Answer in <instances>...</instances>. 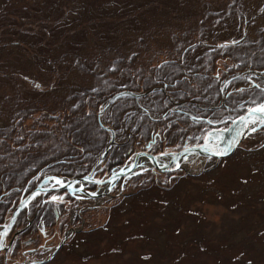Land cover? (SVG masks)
Returning a JSON list of instances; mask_svg holds the SVG:
<instances>
[{"label": "rangeland", "instance_id": "374dc122", "mask_svg": "<svg viewBox=\"0 0 264 264\" xmlns=\"http://www.w3.org/2000/svg\"><path fill=\"white\" fill-rule=\"evenodd\" d=\"M262 8L264 0H0V167L10 156H15L10 152L19 146L17 161L22 158L29 140L23 139L25 134L18 136L17 130L26 129V134L31 135V131L38 129L32 120L34 115L47 120L46 116L53 118L62 114L58 117L64 121L60 124V136L71 127L74 129L73 125L81 123L85 116L87 123L75 129L69 142L58 143L57 148L54 142L50 145L42 141L44 135L33 134L36 146H40L41 141L47 147L51 146L49 157L53 166L72 163L78 155L94 154L101 158L105 153V159L120 154L115 168L119 167L130 154L123 153L121 147H137L140 142H134L125 132L115 131L120 143H111L114 138L109 140L110 133L106 134L101 129L104 125L99 124V121L107 125L110 122L95 116V112L104 109L100 105L110 98L106 96L105 101L98 103L97 96L88 92L93 91L89 86L96 81L98 93L113 88L109 95L119 91L120 87L113 85L119 81L117 76L123 73L141 74L145 69L153 71L155 68L172 75V71H178L170 78H161L168 84L180 78L182 71L189 70L187 67L192 63V70L196 69L199 77L204 75L205 80L202 83L198 78L197 87H184L186 94L182 99L190 102L198 100L199 92L208 98L214 97V100L219 98L215 90L220 78L212 80L217 77L211 72L221 67L228 73H220L219 77L231 74L243 81L242 86L251 91L255 89L261 98L264 80H255L260 87L254 88L253 82L247 81L237 67L243 63H230L235 52L224 51L225 46L220 40L229 42L232 34L243 36V32L252 50L245 49L251 51L248 56H253V52L264 47V16L261 18L258 12ZM252 18L256 19L254 23H250ZM240 24L245 26L244 31ZM234 48L236 46L229 49ZM207 57L209 63L203 66L200 59L206 61ZM254 63L246 60L244 67H252ZM258 65L257 68L264 69V59ZM95 66H111L109 70L113 74L102 73L96 78ZM158 74L150 80L159 78ZM252 75L253 71L249 77L253 78ZM206 79L212 81L208 83ZM109 81L110 85L105 89L103 84ZM240 85L231 82L227 92L236 93L235 88ZM179 86L183 84L178 82L175 87ZM175 87L168 86L167 90ZM75 93L81 95L77 98L81 101L79 106ZM85 96L88 100L84 105ZM135 103L138 102L134 100V94L126 93L118 96L104 112L111 110L118 114L115 122L124 126L128 118L122 116L126 113H132L128 115L131 126L138 120L149 125L175 116L168 108L173 107V103L154 106L144 98L138 104L146 108ZM192 107L200 113L207 111ZM72 110V118L65 123L68 118L65 114ZM215 115L219 124L212 128L226 126L223 114ZM247 115L248 110L237 120L241 122L239 118H247ZM46 124L43 121L39 125L42 128L53 126ZM211 124L213 121L209 126ZM240 127L251 129L244 128L243 123ZM12 133H17V137L12 139ZM65 135L68 140L69 134ZM102 135L104 140L97 142ZM242 135L236 134L237 138ZM145 136V139L157 138L151 129ZM135 137L141 140L137 134ZM242 139L244 141H236L238 144L233 152L216 159L214 165L204 159H200L203 160L200 164L191 155L183 157L177 163L185 166L187 171L177 169L172 174H159L154 177L162 179L159 184L141 181L143 184L138 188L136 184L140 182L130 178L127 183L124 174L109 189L108 195L90 200L89 206L96 207L86 209L92 229L83 230L87 231L84 238L69 246L66 243L52 260L53 248L50 249L47 257L50 256L42 264H264V133H250ZM45 144L41 143L42 150ZM215 150L209 151L215 154ZM43 152L39 159L50 165L48 151ZM142 152L132 150L129 157L140 159L139 155H144ZM140 172L152 176L150 170ZM110 175L108 173L107 177ZM14 176L15 168L8 169L2 180L4 183L0 184L1 198L22 199L17 192L14 194L13 187L16 184L22 186L28 178L20 180V175ZM77 178L83 182L88 176ZM41 182L36 180L32 186ZM43 186L49 185L43 183ZM97 186L92 183L90 191H96ZM114 190L127 195L112 198L110 191ZM42 205L47 209L51 205L50 197L38 196L32 204L33 207ZM4 209L5 206L0 205V225L6 220ZM79 226L75 224L74 229ZM72 232L69 231L66 237ZM40 238L44 239V235ZM29 244L23 243L13 258L25 259L34 255L31 250L21 254L22 247H31Z\"/></svg>", "mask_w": 264, "mask_h": 264}, {"label": "flooded vegetation", "instance_id": "af4514ba", "mask_svg": "<svg viewBox=\"0 0 264 264\" xmlns=\"http://www.w3.org/2000/svg\"><path fill=\"white\" fill-rule=\"evenodd\" d=\"M241 29L243 28V31L245 29V26L241 24ZM243 36H240L237 39H234L235 42L233 45H238L236 48L229 49L228 52H235L233 60L231 62H242L243 65L237 66L238 69L240 67V70L243 72L244 78H246L247 81L253 82L254 88L256 87L255 80L257 79H263L264 80V69L257 68L258 62L262 61L264 59V55L259 57L255 56L258 52L261 54L264 53V47L259 48L256 52H253V56H248V53L252 50L250 46V42L246 34L242 32ZM234 37L237 36V34H233ZM247 48V49H245ZM214 51V50H213ZM207 57V60L204 61L203 59H200L203 61V66L209 63ZM246 60L248 61H255L254 66L252 67H244L246 66ZM192 66H188L187 68H191ZM244 67V68H242ZM194 68V67H193ZM243 69V70H242ZM221 67L216 70V72H211L213 75H216V79L218 78V86L216 87V93L219 94V98L217 100H212L209 98L210 102H208V97H206L202 92L198 93V98L200 96L204 100V103H199L198 101H190L195 102L194 107L202 108L207 111L205 112H197L196 110H190L185 108L187 105L183 104L181 100H178L181 96V91L183 90H167L168 86L176 85L178 82H181L183 84L182 87L188 86V82H190V77H196V82L198 83V78H200V81L203 83L205 80V76L203 73L200 75H203L199 77L198 71L195 69L194 71L188 75L186 73V69L182 71V76L180 78L174 79V81L171 84H167L164 80H162V77H172V73L166 72L163 75L160 73V78L153 81V86L146 88L145 90L137 89L133 90V92L137 95L134 99L136 102H139L140 97H144L149 102L153 103L154 106H164L165 103H173V107L168 106V108L175 114V116L171 119H165L161 122H153L149 125H146V123L142 122L141 120H138L133 126H128L125 135L127 137L132 138L134 142H140V144L137 147H121L123 153H132V150L140 149L143 152L142 153H149V154H164L161 156L160 160L163 161L167 158V153L170 152H176L180 149L186 148L188 146H200V144H203L204 142H207L209 145H204L208 150L217 149V151L223 150L224 147L229 145L233 140L235 141H244V139H238L236 134L242 133L243 137L245 138L248 134L253 133H264V125H256L252 124L253 126H248V128L256 127L257 130L255 132H252L250 130L243 129L240 127L242 125L241 122L237 120V118L245 113L250 107L255 106V104L264 102V92L262 97L260 98V95L255 89L251 91L247 86H242L243 81L239 78L234 77L233 75H227V77H219L218 75L220 73H228ZM253 71V78L249 77L250 72ZM179 80V81H177ZM207 82H211L212 80L206 79ZM184 81L186 84L184 85ZM240 83L242 87L237 86L235 88V92H227L229 89L228 86L231 82ZM175 83V84H174ZM227 85V86H225ZM231 86V85H230ZM134 87V86H132ZM240 89H244V91H240ZM259 89V88H258ZM155 93V95H153ZM242 95H245V97H241ZM256 98V101H254ZM219 101V102H217ZM250 105L249 108L247 106ZM192 107V104H190ZM143 108V107H142ZM183 108V109H182ZM221 111H224L222 113ZM215 114H223L224 122L226 121V126L221 125L219 129L212 128L213 126H216L219 124V118ZM226 115V118H225ZM187 116V119H184V117ZM194 117H198L199 121H194ZM171 120V121H169ZM237 120L238 122L233 124L232 121ZM213 121L214 124H211L209 126L210 122ZM186 122H189L188 124ZM218 123V124H217ZM120 129H125V126L120 124ZM153 130V133L157 138H151V139H145V135L147 133V130ZM225 129H228L225 131ZM237 130H242L241 132H237ZM135 134L140 136L141 140L136 139ZM188 134V136H186ZM164 136V137H163ZM220 136V137H219ZM205 137H207V140H205ZM145 139V140H144ZM217 139V140H215ZM166 140L171 141L169 144H167ZM231 140V141H230ZM120 143V140L117 142V144ZM238 144V143H237ZM235 142L234 149L237 146ZM151 145V147H149ZM20 147V146H19ZM77 149L82 150L81 147L75 146ZM18 148V147H17ZM214 151L215 153L217 152ZM25 151L22 152V158L18 160V163L20 165L27 163L31 165L29 162L30 160H34L35 164L32 167H29L26 172H16L15 171V178L16 176L20 175V180H25L27 178H32L38 180V182H41L43 178H45L41 182V186H43V183L51 182V184L48 186H58L53 182V180L49 181V178L52 176H57V179L59 180H66V184L69 186L71 185L72 189H76L81 181L77 177H81L83 175H86L91 179L93 176V180H90L86 185H83V187L86 190L91 189L92 183L98 184L96 187L99 190H104L106 186V180H107V174L111 173L112 168L116 166L117 161L120 157V154L115 157H108V159H105L98 163L97 158H94L93 155H78V158L72 159V163H67L66 165H54L51 162L50 165H47L49 163L46 160H40V159H27L25 158L26 153L24 155ZM129 154V156H130ZM121 163H125L127 159ZM210 157H196L192 156V159L196 161H200V159L206 160V162L210 161L213 162L216 159L212 158L209 160ZM97 161V164H96ZM131 159L127 161V164L129 165L131 163ZM144 171V170H143ZM147 171V169H146ZM154 174L153 176L157 177L159 173L164 174V172H154L151 170ZM143 172H138L136 174L140 175H131L127 176V182L128 178H136L139 182L140 180H144V182L154 181V178L152 176L143 175ZM29 175H32L29 177ZM127 175V174H126ZM114 179V184H117L118 181L123 177L121 175H117ZM75 178V179H74ZM97 180V181H95ZM91 184V185H90ZM17 189L15 192H17L19 195L21 193V189L23 187L27 186V180L24 182L22 186L15 185ZM136 186L141 187V184L138 183ZM34 186H31L30 188H33ZM47 187V186H44ZM93 187V186H92ZM81 191V190H79ZM79 191H73L70 192L67 188L63 187H55L53 189H47L44 192H41L40 194L37 193L33 196V198L29 202L22 203V206L19 208V213L17 214L14 222H12L8 228H7V234L4 235L3 240V247L0 248V264H42L45 259H47L51 255V260L55 256L56 252L63 248L66 243H68L67 246H69L70 243L77 242L84 238V235L87 233L83 232L84 229H92L90 228V222L88 221V215L85 213L89 210H86L88 208H92L90 205V197L80 194ZM123 192L118 193V191H110V197L114 198L118 195H127V194H121ZM125 193V192H124ZM131 193V192H130ZM49 195V196H48ZM82 195V196H81ZM40 197H50L51 205L46 209L44 206H36L33 207L32 204L34 202V199ZM62 197V199L53 200L52 197ZM96 196V195H94ZM92 196V197H94ZM99 196H96L94 198H97ZM45 201L47 199L43 198ZM44 201V202H45ZM20 200H7V196H4V198H1L0 196V205L6 204V208L4 209V215L6 216V220L4 225L6 226V223L8 222V219L10 217V214L12 210L14 209V206L18 204ZM14 203V206L12 205ZM76 203V204H74ZM87 205V206H86ZM86 206V207H85ZM75 208H77L75 210ZM86 210V211H82ZM21 216L19 219V222H16L17 219ZM80 226L77 229H74V225ZM0 236L1 233L4 232V229L2 228V225H0ZM40 232H39V231ZM69 231H73L72 234L69 237H66L69 235ZM79 232H83L80 236L77 235ZM26 235V237H24ZM40 235H44V239L41 240ZM24 237V238H23ZM23 243H30L29 245L31 247H22L21 254L24 255L28 251H32L34 255H31L25 259H16L13 258V254H15L18 249L23 245ZM49 243V244H48ZM49 247V248H48ZM44 248H48L46 250H50L53 248V251L47 258H42L41 250ZM40 249V250H39ZM31 252V254H32ZM40 256V258H39ZM26 257V256H25ZM28 259V260H27Z\"/></svg>", "mask_w": 264, "mask_h": 264}, {"label": "trees", "instance_id": "16d2710c", "mask_svg": "<svg viewBox=\"0 0 264 264\" xmlns=\"http://www.w3.org/2000/svg\"><path fill=\"white\" fill-rule=\"evenodd\" d=\"M258 12H259V14H260V16H261V18H263V16H264V11L262 10V9H258ZM253 16H254V14L253 13H251ZM256 19L255 18H252L251 19V21H250V23H254V21H255ZM264 54H261V53H257L255 56H259V57H261V56H263ZM189 66H192V63H190V65ZM205 66H207V64L205 65ZM109 67H111V66H95L94 68H93V72H94V75H95V77L96 78H99L100 77V75L102 74V73H104L106 76L108 75V74H113V72L112 71H110L109 70ZM192 69V68H191ZM164 69H157V68H155L153 71L152 70H148V69H145L143 72H141V74L140 73H135V74H132V73H130V74H126V73H123L122 75H120V76H117V78L119 79V81L118 82H116L114 85H113V87H122V86H124V88L125 87H129V86H134V87H140V88H146L147 86H149V85H151V84H153L152 82L153 81H155L156 79L154 78V79H152V80H150L151 79V77H154V76H156L157 74H158V71H160V73L163 75L164 73H165V71H163ZM167 70H169V69H167ZM187 70V69H186ZM173 72V75H174V73L175 72H178V71H172ZM132 74V75H131ZM158 77L160 78V76H159V74H158ZM181 77V76H180ZM126 78H128V79H126ZM167 78H170V77H167ZM158 79V78H157ZM190 79V78H189ZM124 81V82H121V81ZM174 81V80H173ZM172 81V82H173ZM177 81H179V80H177ZM120 82V83H119ZM171 82V83H172ZM117 83H119V84H117ZM171 83H168V84H171ZM175 84V83H174ZM104 86H105V89L106 88H108V86L110 85V81L109 82H107V83H105V84H103ZM190 85H193V86H190ZM195 85H196V87H197V85H198V83L195 81V83H193L192 81H190V83L188 84V87L189 88H194L195 87ZM176 85H173V86H170V87H175ZM89 87H93V91L91 90V91H89L88 93H90V94H95V96H97V98H98V103L99 102H101V101H105V99H106V96H109V93L110 92H113V90H114V88H113V90L111 89V90H109V91H107V92H105L106 90H102V92H100V93H98V92H96L95 91V89H97L98 88V91H100V89H99V87H98V85H97V81L96 82H94L91 86H89ZM176 89H178V90H183V91H181L180 93H181V96H180V99L179 100H181L182 101V103L183 104H186L187 106L185 107V108H187V109H190V104H192V106H194V103L195 102H189V101H187V100H185V98L184 99H182L184 96H185V94H186V91H184V90H186V88H184V87H182L181 88V86H179V87H175ZM173 90H174V88H173ZM76 94V103H77V106H79L78 105V103L79 102H81L80 100H78L77 101V98L79 97V96H81V95H79V94H77V93H75ZM202 97H204V96H200L199 98H198V94H197V96H196V98H198V100H202V101H204L203 100V98ZM87 98H86V96H85V103H84V105L87 103ZM146 100V99H145ZM146 101H148V100H146ZM191 101H193V100H191ZM82 102H83V99H82ZM189 102V103H188ZM91 103V102H90ZM105 102H103L102 104H104ZM35 109H33L32 111H34ZM191 110V109H190ZM20 111H21V109H20ZM31 111V112H32ZM54 112V111H53ZM72 112H73V110L72 111H70L69 112V114H65L68 118H65V123L66 122H69L70 121V117L72 118ZM55 113V112H54ZM62 114V113H61ZM60 116H63V114L62 115H57V116H54L53 118L52 117H50V116H46L48 119L47 120H45L44 119V117H42V118H40V116L39 115H34L33 117H32V120H33V122L36 124V126H37V128L38 129H36L35 131L33 130V131H31L30 133H31V135H27L26 133H27V130L26 129H19V130H17V132H18V136L20 135V133H22V134H25L24 135V137H23V139H27V140H29L27 143H29V145L28 144H26L25 146H24V151H25V153H26V156H25V158H27L28 160L29 159H39V155H40V153H44L43 151H48V157H49V154L52 152V148H51V146H49V147H47V145L46 144H50L51 145V143L50 142H54V143H56V146H55V148H57L58 147V143L59 144H62V142H64V140L66 141V142H69L72 138H73V135H74V133H75V129H77V128H80L81 126L80 125H82V124H86L87 122H85V119H86V116H85V118L83 119V121L81 122V123H77V124H74L73 125V127H74V129H72V127H71V129L66 133V131H64L63 132V134L60 136V130H61V125L60 124H62L64 121L63 120H60L58 117H60ZM90 117H92V116H90ZM89 117V118H90ZM45 122V123H47L46 125H48V123H50V125H53V126H49V127H47V128H42V126H40L39 124H41L42 122ZM169 121H171V120H169ZM89 123V122H88ZM91 123H93V122H91ZM94 125V124H93ZM45 126V125H44ZM94 127H95V125H94ZM40 133L39 135H37V136H41V135H44V137H45V139L44 140H42V141H46L47 143L45 144L44 142H42L41 141V143L42 144H45V145H43L44 146V149L42 150V148H41V143L39 142V144H40V146H36L37 145V143L35 144V143H33V138H35L34 136H33V134L35 135L36 133ZM69 134V139L67 140V137H66V135L65 134ZM13 134V133H12ZM7 137V136H6ZM15 137H17V133L16 134H13V137H12V139L13 138H15ZM48 137H51L50 138V140L48 141L47 140V138ZM8 138V137H7ZM82 139H85V137H81ZM129 138V137H128ZM9 139V138H8ZM41 139H43V138H41ZM102 140H104L103 139V135L102 136H100V140H98L97 142H101ZM74 141H79L78 139H76V138H74ZM89 144V143H88ZM42 146V147H43ZM26 148H34L33 150H31V151H35V153L34 154H30L29 152H31V151H27V149ZM21 150V146L20 147H18V148H14V150L12 151V152H10V153H15V156H10L9 158L10 159H8V161H7V163L6 164H4L2 167H0V184H3L4 182L2 181L3 179H4V176L6 175V172H7V170L8 169H10V168H15V171L16 172H26V170L29 168V167H32L34 164H35V162H34V160H30V164L31 165H29V164H27V163H25V165L24 164H22V165H20L19 163H18V161H17V156H16V151L17 150ZM39 149H41L42 151L41 152H39L38 150ZM73 151H74V149H73ZM28 152V153H27ZM25 153H24V155H25ZM29 156H32V158H30ZM12 158H14V159H12ZM44 158H45V155H44ZM50 158V157H49ZM50 161H51V158H50ZM11 162L13 163V165H11ZM52 162V161H51ZM11 165V166H10ZM14 166V167H13ZM29 179V178H28ZM2 185H0V187H1ZM14 188V194H15V189L17 188L16 186H14L13 187ZM13 205V204H12ZM4 206H5V208H6V204H4Z\"/></svg>", "mask_w": 264, "mask_h": 264}, {"label": "snow or ice", "instance_id": "6c2138e0", "mask_svg": "<svg viewBox=\"0 0 264 264\" xmlns=\"http://www.w3.org/2000/svg\"><path fill=\"white\" fill-rule=\"evenodd\" d=\"M227 86V85H225ZM257 88L260 87V85H256ZM240 91H244V89H240ZM194 121H199V118L198 117H194L193 118ZM239 120L243 123V127L244 128H248L249 124H256V125H264V102H261V103H258V104H255L254 107H250L248 109V115H247V118L244 117V116H241L239 118ZM233 124L236 123L235 120L232 121ZM228 129H225V131H227ZM257 130L256 127H252L250 129V131L252 132H255ZM241 133H238L237 135H240ZM205 140H207V137H205ZM235 140H233L229 145H227L223 150H220V151H217L215 154L216 155H226L230 149L232 147L235 146ZM149 147H151V145H149ZM121 171H124L123 169ZM115 178H118L116 176L113 177V179ZM53 180H55V184L56 185H63V181L59 180V179H56L55 177L51 178ZM69 187H71V185H69ZM53 200H57V199H62V197H56V196H53L52 197ZM7 234V228H5L4 230V233L3 235H6ZM0 247H3V244L0 243Z\"/></svg>", "mask_w": 264, "mask_h": 264}, {"label": "water", "instance_id": "95a60500", "mask_svg": "<svg viewBox=\"0 0 264 264\" xmlns=\"http://www.w3.org/2000/svg\"><path fill=\"white\" fill-rule=\"evenodd\" d=\"M125 93H130V92H126V91L119 92V93H117L116 95H114L113 97H111L110 100H109V102L112 101L116 96H118V95H124ZM224 148H225V147H224ZM224 148H223V149H224ZM195 149H199L200 152H201L202 154L206 155V156L214 157V158H217V159L220 158V157H222V156L224 157V156L230 154V153L233 152V150H234V148L232 147V148L230 149V151H229L226 155H222V156H221V155H216V154H212L211 152H208V151L205 149V147H203V146H200V147H194V148H190V149H186V150H181V151H179V152L173 153L172 156H171L170 159H169L168 164H172L173 161H174L176 158H178L180 155H182L184 152H188V151L193 152V151H195ZM149 157H150L149 164H150L151 167H154V161H151V160L156 159V156H149ZM132 167H134V165H132ZM167 168H168V167H162V170H165V169H167ZM118 174H122V171H120V172H118V173H113L110 177L113 178L114 176H117ZM126 174H127V173H126ZM38 188H39V187H38ZM37 190H39V189H37ZM32 192H33V191H31L29 194H32ZM25 197H27V195H26ZM21 205H22V201H21L20 203H18V204L16 205V207L12 210V212H11V214H10V219H9V221L6 223V226H5V227L8 228V226L12 223V219H13L15 213L19 210V208L21 207ZM4 230H5V229H4ZM1 239H2V237L0 238V240H1Z\"/></svg>", "mask_w": 264, "mask_h": 264}, {"label": "bare ground", "instance_id": "6f19581e", "mask_svg": "<svg viewBox=\"0 0 264 264\" xmlns=\"http://www.w3.org/2000/svg\"><path fill=\"white\" fill-rule=\"evenodd\" d=\"M126 94V93H125ZM128 94H130V95H133L131 92L130 93H128ZM242 137H243V135L241 136V137H239L238 139H242ZM111 143H113V142H111ZM238 143V142H237ZM203 145H209L207 142H204L203 143ZM229 155V154H228ZM127 171H129L128 169H125V172H123L122 174H119V177L121 176V175H124V174H126V172ZM111 176V175H110ZM108 177L107 178V180H106V186H105V189L103 190H99V189H97L96 191H91V193H93L94 195H96V196H99V197H102V196H106V195H108V193H109V189H110V186L114 183V179L113 178H111V177ZM92 178L91 179H89V177L87 178V179H85V180H83V182H82V184L83 185H86L90 180H93V176H91ZM95 181H97V180H95ZM98 182V181H97ZM19 211L20 210H18L16 213H15V215H14V217H13V219H12V222H14V220H15V218H16V216H17V214L19 213ZM9 219H10V217H9ZM9 219H8V221H9ZM3 233L4 232H2L1 233V236H0V238L2 237V239L0 240V243H3V240H4V235H3ZM0 248H2V247H0Z\"/></svg>", "mask_w": 264, "mask_h": 264}]
</instances>
